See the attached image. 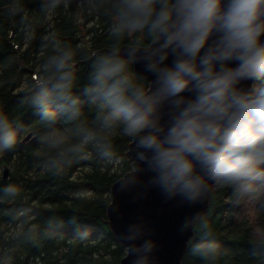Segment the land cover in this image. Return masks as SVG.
<instances>
[{"label":"trees","instance_id":"1","mask_svg":"<svg viewBox=\"0 0 264 264\" xmlns=\"http://www.w3.org/2000/svg\"><path fill=\"white\" fill-rule=\"evenodd\" d=\"M116 23L106 0H66L54 11L42 10L41 0H0V112L20 129L16 146L0 151V189L21 188L15 196L0 191V264H120L126 254L107 207L111 186L132 169L125 156L131 140L118 122L106 126L111 109L84 91L99 56L147 43L142 33L117 35ZM63 44L76 52L75 116L59 98V81L41 82L54 70L47 66L53 48ZM42 109L54 119L41 120ZM28 133L35 139L22 142ZM52 137L62 143L50 147ZM235 199L231 188L213 184L181 264H264V245L254 242L264 229V191L258 200Z\"/></svg>","mask_w":264,"mask_h":264},{"label":"clouds","instance_id":"2","mask_svg":"<svg viewBox=\"0 0 264 264\" xmlns=\"http://www.w3.org/2000/svg\"><path fill=\"white\" fill-rule=\"evenodd\" d=\"M62 3L41 0V8L54 11ZM106 14L117 22V35L142 33L147 40L127 46L124 56L118 47L99 56L84 89L111 109L106 126L118 122L132 141L129 151L140 166L135 178L119 179L121 190L150 172L149 185L189 205L204 202L209 181L231 188L235 204L258 200L264 191V0H106ZM76 62L70 45L54 47L47 61L54 70L41 81H59L71 116L80 104L79 96L69 95ZM129 64L144 66L150 87ZM40 119L54 113L42 109ZM19 134L16 122L0 112V151L14 148ZM60 143L48 141L50 147ZM0 191L15 196L21 188ZM254 242L264 245V229Z\"/></svg>","mask_w":264,"mask_h":264},{"label":"water","instance_id":"3","mask_svg":"<svg viewBox=\"0 0 264 264\" xmlns=\"http://www.w3.org/2000/svg\"><path fill=\"white\" fill-rule=\"evenodd\" d=\"M127 45L119 48L120 55H125ZM138 55H147L145 52ZM170 62V61H169ZM134 71L145 75L151 85V75L144 71L142 64L133 65ZM31 137V138H30ZM35 136L28 133L22 140L32 142ZM128 145L126 158L132 169L121 178L130 179L137 176L136 169L140 166L135 161V153L130 152ZM7 167L3 176L7 177ZM152 173L143 172L142 182L121 190L117 184L119 178L110 189V203L107 207L108 224L121 244L126 248V254L120 264H181L187 241L192 236L193 225L205 212L214 181H209L210 190L204 194V202L189 205L180 197L168 199L158 187L148 184ZM129 240L127 237L133 235ZM152 245L148 247V245Z\"/></svg>","mask_w":264,"mask_h":264}]
</instances>
